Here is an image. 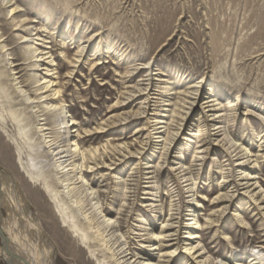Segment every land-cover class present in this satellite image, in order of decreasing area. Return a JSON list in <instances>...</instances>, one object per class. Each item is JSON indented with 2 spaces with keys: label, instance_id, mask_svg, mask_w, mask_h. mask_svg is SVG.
Segmentation results:
<instances>
[{
  "label": "rangeland",
  "instance_id": "374dc122",
  "mask_svg": "<svg viewBox=\"0 0 264 264\" xmlns=\"http://www.w3.org/2000/svg\"><path fill=\"white\" fill-rule=\"evenodd\" d=\"M9 1L12 2L8 4ZM11 8H15L13 14L10 13ZM0 29L10 49L8 58L0 50V71L10 94L14 95L13 84L21 81L30 83V77L37 72L29 67L30 61L24 60L27 55L24 52H29V47H32L40 49L39 54L46 46V51H51L55 59L51 70L58 69L50 74L58 73L52 78L61 83L67 112L78 115L82 129L102 132L107 121L132 117L116 130L106 135L97 134L92 139L84 138L82 142L84 150L98 149L99 154H103L107 149L103 159L106 168L88 173V180L94 183V188L106 180L110 188L107 206L112 209L114 217L120 218L117 215L120 210L132 212L130 226L124 233L134 251L143 249L145 245L141 243L144 239L141 234H146L145 227L159 232L161 224L167 223L174 213H180L177 221L185 227L188 219L186 207L195 209L192 203L187 204V197L192 194L181 191L184 185L179 180V171H175L180 166L173 165V157L168 158L170 162L164 165L167 161L164 144L157 145L160 135L155 134L157 132L151 126L156 124V116L159 119L167 116L164 117L166 121L176 125L179 118L185 116L183 113L189 111L184 107L191 108L189 103L192 99L186 95H191L188 93L195 85H204L206 91L198 99L191 115L195 125L192 143L182 151V162L191 167L197 180L193 199H197L199 205L195 216L200 239L195 245L200 243L204 252L202 258L210 257L211 264H250V260L251 264L259 260L264 264V215L245 198L223 214L225 205L216 203V200L226 192L222 182L229 171L230 157L221 148L206 156L210 139L200 132L202 128L197 122L201 121L203 99L212 89L222 97L220 115L226 120L223 125H226L228 134L230 131L236 140L244 142L252 139V123L257 133L263 131L257 121L241 114L246 106L252 104L264 110V0H6L0 1ZM45 41L48 43L44 44ZM83 48L87 52L76 63ZM98 61L101 65H97ZM11 62L14 63L11 65ZM15 73V78L20 79L13 82ZM147 86L150 89L143 92ZM31 88L34 86L30 85L27 90L31 91ZM149 93L150 108L144 115ZM131 96L134 97L130 104L124 102ZM157 98L165 102L157 103ZM230 101L232 105L241 104L236 119L231 111L232 105L228 104ZM165 103L171 105L157 109ZM6 104L8 107L9 103ZM30 107L22 109L36 125ZM47 119L48 124L54 122L51 116ZM17 134L13 127H0V168L7 176L8 185L13 187L12 192L17 191L13 178L33 205L30 211L38 214L37 221L40 217L47 239L56 248L54 263L96 264L71 233L62 228L55 206L42 187L30 182L25 167L39 161L37 158L31 161L24 155L23 165L22 159L19 162V151L11 140V135ZM256 137L248 145L254 159L261 155V142ZM223 138L221 135L212 139L219 141ZM181 140H178V147L183 143ZM117 151L120 155L116 154ZM199 157H205V161L198 162ZM115 162L119 165L110 170L108 167ZM145 166L154 167L151 169L154 172L151 181L154 182L152 186H156L155 200L159 203L156 205H160L162 214L155 213L156 210L148 206L154 201L148 200L152 196L145 195L144 187L148 182L144 179ZM258 166V180L264 192V159L258 160ZM171 168L175 170L171 171ZM117 173H121L120 177L126 181L121 194L115 192L113 178ZM131 179L136 181L132 182L135 186L129 185ZM234 212L239 216L234 217ZM0 213V228L6 231L9 213L5 207ZM150 224L153 226H148ZM185 233L186 230H181L180 238L183 239ZM224 235L228 238L224 239ZM38 241L33 242L38 244ZM39 247L44 249L43 244ZM3 249L0 237V264H8ZM154 253L157 261L161 253ZM237 256L245 259H237ZM189 262L196 264L183 256L164 264Z\"/></svg>",
  "mask_w": 264,
  "mask_h": 264
},
{
  "label": "bare ground",
  "instance_id": "6f19581e",
  "mask_svg": "<svg viewBox=\"0 0 264 264\" xmlns=\"http://www.w3.org/2000/svg\"><path fill=\"white\" fill-rule=\"evenodd\" d=\"M0 1L6 2V0ZM10 2L12 1H9L8 4ZM14 12L15 8H11L10 13L13 14ZM15 21L16 17L13 18V22ZM4 38L5 35L0 29V40L2 41L0 50L8 58L9 54L7 55V52L10 49L5 44L6 40ZM47 43L45 41L44 44ZM29 49V52L28 50L24 52L27 54L24 60L30 61L29 67L36 69L37 72L30 77V83L21 81L13 84L14 95L10 94L4 86L2 79L3 72L1 73L0 71V127L5 129L13 127L17 131V136L11 135V140L19 151V162L22 159V165V157L24 155L30 157L31 161L33 158L38 159L39 162H32L33 165L31 167L27 164L25 170L29 175L30 182L42 187L41 189L55 206V211L62 224V228L67 229L71 233L72 237L82 245L83 249L90 254V257L96 264H164L170 263L172 259L175 260L181 256L185 257L187 261L193 260L196 264H211L210 257L202 258L204 252L200 248V243L195 245L200 239L198 220L195 216V212L199 211V205L197 199H193L195 197L193 193L197 187V180L191 167H186V164L182 162L184 159L182 151L192 143L193 138L192 132L195 125L192 123L193 118L191 115L198 99L206 91V87L204 85H195L188 93L191 95H186V97L192 99L189 103L191 108L184 107V109H189V111L182 112L185 116L180 117L176 125L168 123L166 118H164L167 116H162L163 118L159 119L156 116L157 114H155L154 121L156 124L151 126L157 132L155 134L160 135L157 138V142H161L162 144L157 143V145L164 144L163 149L166 151L165 160H167L164 162V165L170 162L168 158L173 157L175 160V162H172L173 165L180 166L175 168L176 170L171 168V171H179V180L184 185L181 191H185L186 194H192L187 197L189 199L187 204L192 203L195 209L192 210L191 206L186 207L185 211L188 212L186 215L188 219L185 220L187 221L185 227L184 224L177 221L180 220V213L172 214L167 223L163 222L159 232H154L151 228L145 227L144 231H146V234H141V237H144L141 243H145V245L143 249L134 251L130 248L126 239V233H124V230L130 226V213L132 212L128 213V210H120V213L117 214L120 215V218L114 217L112 209L107 206L110 188L108 183H105L106 180L100 181L97 188H94L92 186L94 183H90L88 180V173H95L100 168H106L103 159L107 149L103 154H99L98 149L84 150V143L82 142L84 138H91L97 134L106 135L110 131L116 130L122 122H127L132 117L130 119L128 117L115 119L113 122L107 121L104 124L102 132L92 133L87 129H82L81 126L83 125L79 123L78 115L67 112L65 95L61 83L57 81V78H52V75L58 73L50 74L52 71L58 70H51L55 64L52 52H47L48 48L46 46L39 54L40 49H33L32 47H29ZM85 52H87L86 48L81 49L76 63L82 59ZM13 63L11 62L10 64L12 65ZM97 63V65H101L100 61ZM14 70L16 69H12V71ZM15 75L17 74L12 75L13 82L20 79V77L15 78ZM30 85L34 86V89L31 88V91H28L27 89ZM148 89H150V86H147L143 92L148 91ZM162 94L164 93L162 92ZM149 95L150 93L146 97L145 104L147 106L144 115L147 113V109L150 108L151 98H148ZM133 97L125 99L124 102L130 104L132 102L130 100ZM221 99L222 97L215 94L212 89L209 90L208 95L203 99L200 113L201 121H197L199 122V128H202L200 132L206 134L210 139L209 144H207L206 156L212 155V153L217 152L221 148L230 157L229 171L224 176L222 182V188L226 192L220 198H217L216 203H223L225 205L223 208V214L225 215L231 207H234L241 199L245 198L255 206V210L264 215V192L258 180L260 172L258 160L264 159V110L252 104L246 106L245 112L241 114L247 117V119H254L263 128L262 132L257 133L254 129L255 124L252 123L251 140H253L254 136H257L256 138H259L261 142L259 144L261 155L254 159L253 151L248 147L252 141L246 140L241 142L240 140H236L234 133L229 131L228 134L226 125H223L226 120L224 116L220 115L223 108L220 102ZM158 102L165 101L158 99ZM6 103H9L8 107ZM228 104L232 105V101ZM123 105L125 104L123 103ZM170 105L169 103H165V105L157 106V109ZM239 105L241 104L238 102L231 106L235 119L238 117ZM26 106H31L30 108L33 109V115L37 122L36 125L23 112L22 108ZM250 107H252V110L249 109ZM50 116L54 122L48 124L47 117ZM63 129H65V132L62 131ZM184 129L188 133H184ZM82 134L85 136L82 137ZM164 135H166V138H164ZM181 135H183V138ZM221 135L224 136L223 140L217 141L212 139ZM167 137L171 138V140L167 139ZM179 139L183 141L181 147H178ZM223 142L225 143L221 146ZM116 154L120 155L118 151ZM174 154L175 156H173ZM121 158H124V155H121ZM197 160L198 162H204L205 157H199ZM116 161L123 162L119 159ZM118 165L115 162L108 168L114 170ZM153 168V166L145 168L147 171L144 179L148 180L147 185L144 187L146 191L145 195L152 196L148 200L154 201L148 206L153 207L156 210L155 213L162 214V210L159 208L160 205H156L159 204L155 200L157 198V193L154 192L156 186H152L154 182L151 181L154 179V176H151L154 174L151 171ZM7 173L12 175L9 170H7ZM120 176L121 173H117L113 178L116 183L115 192L119 191V194H121L120 192L123 191L126 185L125 178ZM7 180V176L0 168V212L5 207L9 213L6 231L0 228V231L8 239V245L6 244L8 248L6 247L2 250L7 263L55 264L54 255L56 248L47 239L48 237L40 217H38L40 221H37L36 215L38 214L30 211L33 205H31L26 195L23 194L24 192L19 182L12 178V183L17 188L14 194L12 192L13 187L10 184L8 185L9 182ZM132 182L136 181L131 179L129 185L135 186ZM176 205L178 204L176 203ZM176 215H178L177 218ZM1 216L2 213H0V219ZM158 216L156 215L155 217L158 218ZM233 216L238 217L239 214L234 212ZM169 222L172 223L169 224ZM176 224L177 226H175ZM148 226L153 225L150 224ZM154 228L156 229V224ZM181 230H186L183 239L180 238L179 234ZM224 236V239L228 238V235ZM33 239L35 241L39 240L38 244H35ZM41 244L44 246L43 250L39 247ZM155 251L161 253L157 261L155 260L157 255L154 253ZM241 258L245 259L244 256H237V259ZM249 263L251 264L252 260ZM220 264L228 263L222 262ZM255 264L262 263L259 260Z\"/></svg>",
  "mask_w": 264,
  "mask_h": 264
},
{
  "label": "water",
  "instance_id": "95a60500",
  "mask_svg": "<svg viewBox=\"0 0 264 264\" xmlns=\"http://www.w3.org/2000/svg\"><path fill=\"white\" fill-rule=\"evenodd\" d=\"M0 237H1V240H2L3 248H6L7 245H8V242H7L8 239H7L6 235L3 232L0 231Z\"/></svg>",
  "mask_w": 264,
  "mask_h": 264
}]
</instances>
